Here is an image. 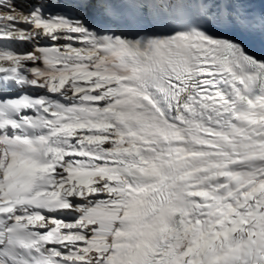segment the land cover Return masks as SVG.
<instances>
[{
	"label": "snow or ice",
	"instance_id": "snow-or-ice-1",
	"mask_svg": "<svg viewBox=\"0 0 264 264\" xmlns=\"http://www.w3.org/2000/svg\"><path fill=\"white\" fill-rule=\"evenodd\" d=\"M0 264H264V0H0Z\"/></svg>",
	"mask_w": 264,
	"mask_h": 264
},
{
	"label": "bare ground",
	"instance_id": "bare-ground-1",
	"mask_svg": "<svg viewBox=\"0 0 264 264\" xmlns=\"http://www.w3.org/2000/svg\"><path fill=\"white\" fill-rule=\"evenodd\" d=\"M250 51H253L256 55H261V51L259 49V46L250 48Z\"/></svg>",
	"mask_w": 264,
	"mask_h": 264
}]
</instances>
